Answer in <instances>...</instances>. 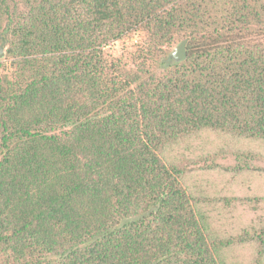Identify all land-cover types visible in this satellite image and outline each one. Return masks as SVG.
I'll return each mask as SVG.
<instances>
[{
    "label": "trees",
    "instance_id": "1",
    "mask_svg": "<svg viewBox=\"0 0 264 264\" xmlns=\"http://www.w3.org/2000/svg\"><path fill=\"white\" fill-rule=\"evenodd\" d=\"M0 46V264H264V229L218 235L164 159L241 142L206 170L264 178V0H0Z\"/></svg>",
    "mask_w": 264,
    "mask_h": 264
},
{
    "label": "rangeland",
    "instance_id": "2",
    "mask_svg": "<svg viewBox=\"0 0 264 264\" xmlns=\"http://www.w3.org/2000/svg\"><path fill=\"white\" fill-rule=\"evenodd\" d=\"M138 40L137 35H132L126 40L112 44L109 48V52L117 57H126L127 53L131 51V46ZM176 45L173 46V50L176 48ZM246 148V145L241 146L240 142L236 144L235 148L225 147L215 150L210 158H208V156H195L190 160L191 162H189L184 155H177L178 153L181 154V149H177L172 153L165 152L164 154V159L168 164H170L168 161H173L176 157L178 165H182V167L185 165V168L188 169L186 178L187 187H189L195 199L201 201L200 206L206 208L205 210L209 215V222L212 229L223 237L233 235V238L237 239L238 235L241 233L240 230H247L250 235H256L261 229H264V211H254L247 207H241L235 212H226V209L220 211L221 205L219 203L214 205L212 202V199L216 197H220V199H230L232 197L244 199L255 192L259 193V195H264V178L259 179V177H256L254 174L250 178L246 173L242 172L240 175L241 180L225 188L223 187L225 184L224 182L233 181V174H230L227 178L225 177V180H222L223 177L218 176L215 171L208 172L206 170L212 162L213 165H220L223 167H235L236 165H240V167L244 169V159L240 157L239 153L245 151ZM182 152H184V150H182ZM213 156L215 157L214 159H212ZM205 159H207V161ZM254 165H261V163L256 162ZM221 192L222 194L220 195ZM253 225L259 226H255L254 229ZM257 252L262 254L263 249L258 244L255 245L253 243L236 247L232 250L231 255L240 257L241 259L246 257L253 258L258 256Z\"/></svg>",
    "mask_w": 264,
    "mask_h": 264
},
{
    "label": "water",
    "instance_id": "3",
    "mask_svg": "<svg viewBox=\"0 0 264 264\" xmlns=\"http://www.w3.org/2000/svg\"><path fill=\"white\" fill-rule=\"evenodd\" d=\"M186 41H182L180 44L176 46V48L172 51V58L176 61H184L186 58L185 52ZM3 57V47H0V59Z\"/></svg>",
    "mask_w": 264,
    "mask_h": 264
}]
</instances>
